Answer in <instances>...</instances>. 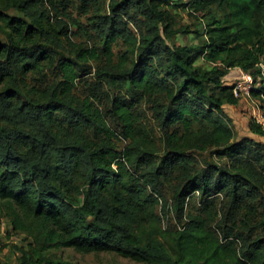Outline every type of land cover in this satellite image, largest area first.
<instances>
[{
    "label": "trees",
    "instance_id": "16d2710c",
    "mask_svg": "<svg viewBox=\"0 0 264 264\" xmlns=\"http://www.w3.org/2000/svg\"><path fill=\"white\" fill-rule=\"evenodd\" d=\"M71 28L82 46L65 44ZM235 68L264 114V0H0V234L6 210L27 237L17 263L76 264L51 254L70 248L264 264V147L233 142ZM121 89L146 100L161 152ZM202 153L226 162L200 167Z\"/></svg>",
    "mask_w": 264,
    "mask_h": 264
},
{
    "label": "rangeland",
    "instance_id": "374dc122",
    "mask_svg": "<svg viewBox=\"0 0 264 264\" xmlns=\"http://www.w3.org/2000/svg\"><path fill=\"white\" fill-rule=\"evenodd\" d=\"M177 21L182 24L189 26L190 29L196 30L199 26L195 20L191 19L187 16L186 11L183 8L177 9L176 15ZM75 32L74 28H71V33L68 35V40L65 41V44L69 47V42H71L74 46H82L84 43V38L81 35H73ZM201 43L205 41V36L203 35L201 38ZM199 41V42H200ZM179 42L182 44H190L195 43L197 40H194L192 34L188 36H180ZM113 52L116 54L123 49L121 41L118 40L115 44L112 45ZM92 66L90 68L93 69L94 63H91ZM233 71H240V69H233ZM241 73V71H240ZM240 77V76H239ZM84 81H86L87 85H91L93 80L91 77H85ZM83 85V83L81 84ZM86 85V86H87ZM104 94L110 95V91L104 90ZM116 94L122 96L126 100L135 99L137 101V106L135 108V112L139 116L138 127L148 132L154 139L156 146L161 152L162 150V140H161V132L159 131L158 125L155 120L151 117L150 111L148 109V105L146 100L143 98H132L128 92L125 90H120ZM139 98V99H138ZM259 97L256 95H251L250 99L240 98L238 99V104L234 107L226 109L228 117L231 119V127L234 132V140L233 142H240L242 139H251L253 142L262 145L264 147V135L258 136L250 133L248 128V123L251 118V110L259 106ZM194 159L197 161L200 167H205L208 164L215 163L224 165L226 159L221 157L217 158L215 156L210 157L209 153H202L194 156ZM197 199L195 195L189 199L186 209L188 210L191 206L195 205L197 207ZM4 217L2 216V231L0 234V264H18L17 263V253L15 252V248L24 247L27 243V237L24 233L12 230V227L9 224L7 211L4 210ZM167 216V218H163L162 222L165 225L166 220H171ZM52 255L62 260H66L76 264H137L131 262L127 259L120 258L113 254L107 253H95V254H80L70 248H58L52 250Z\"/></svg>",
    "mask_w": 264,
    "mask_h": 264
},
{
    "label": "built area",
    "instance_id": "2783aa9c",
    "mask_svg": "<svg viewBox=\"0 0 264 264\" xmlns=\"http://www.w3.org/2000/svg\"><path fill=\"white\" fill-rule=\"evenodd\" d=\"M252 89H253L252 78L248 74L241 72L240 77L232 86V94L237 99L240 98L250 99ZM251 118L260 127L261 131L264 132V114L259 106L252 108Z\"/></svg>",
    "mask_w": 264,
    "mask_h": 264
},
{
    "label": "crops",
    "instance_id": "0c3cea01",
    "mask_svg": "<svg viewBox=\"0 0 264 264\" xmlns=\"http://www.w3.org/2000/svg\"><path fill=\"white\" fill-rule=\"evenodd\" d=\"M240 76V71L231 70L228 75L224 78L225 85H232L237 78ZM229 109V108H228Z\"/></svg>",
    "mask_w": 264,
    "mask_h": 264
}]
</instances>
